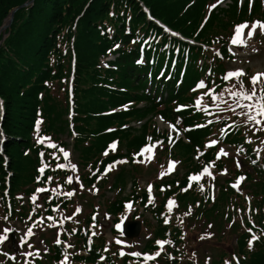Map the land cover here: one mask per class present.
<instances>
[{
	"label": "trees",
	"instance_id": "16d2710c",
	"mask_svg": "<svg viewBox=\"0 0 264 264\" xmlns=\"http://www.w3.org/2000/svg\"><path fill=\"white\" fill-rule=\"evenodd\" d=\"M31 1L0 0V28ZM212 1L35 0L0 35V236L15 223L39 230L47 217L53 234L35 264H264V117L255 99L234 103L239 82L223 79L234 26L264 22V0ZM250 77L239 78L249 92ZM256 87L259 98L264 83ZM70 148L68 161L61 149ZM126 203L147 238L140 257L103 229L105 217L131 215Z\"/></svg>",
	"mask_w": 264,
	"mask_h": 264
},
{
	"label": "rangeland",
	"instance_id": "374dc122",
	"mask_svg": "<svg viewBox=\"0 0 264 264\" xmlns=\"http://www.w3.org/2000/svg\"><path fill=\"white\" fill-rule=\"evenodd\" d=\"M34 1L35 0H32L31 2H26L25 4H27V3H31V4L25 8L32 7L34 4ZM215 1H217V0L212 1L211 6L214 3H216ZM228 2H229V0H220L219 3H221V5H222L221 8H225V9L228 8V6L227 7L225 6V4ZM25 4H23V5H25ZM10 14L6 18V20L9 19ZM4 24H5V22H4ZM4 24H3V26H4ZM12 24H13V22H12ZM246 32H245L246 46L240 47V46H236L233 44H230V46H229V50H230L231 54L234 56V60H232L231 62L228 63V70L229 71H236L239 69V70H242L244 73H248L250 76H252L258 72H264V34H261L260 30L257 29L255 31V33L253 34L252 38L247 39ZM4 40H2V43ZM2 43L0 42V45ZM0 103H1V105H3V101L1 99H0ZM157 124H158V128L162 131L168 128V126L163 124L162 121L158 118H157ZM1 128L2 127L0 125V129ZM1 137H2V143H3L5 141V137L2 134H1ZM68 142L70 143V140ZM155 145H158V143L156 142ZM148 148H151V147H148ZM152 151H153V149H152ZM225 152L227 153V155H231V152L229 151V149L226 148ZM154 153L155 152L151 153V158L154 156ZM143 154L146 156V158L148 156H150L149 154H146L145 152H143ZM145 184H146V182H142V186H144ZM108 194H109L108 195L109 197L113 196V195H111L112 193H110V192ZM143 214H145V213H143ZM146 216H148V215L146 214ZM50 225H51L50 223L43 224L42 229H40L39 231L38 230L32 231V235L29 236L28 235V229L29 228L27 227L26 223L25 224H18V223L15 224V227H16L15 232L22 239L21 243H20V241L16 242V251H19V250L22 251V254H20L21 258H18V260H16L15 263H11L9 261V260L15 258V255L11 250V241H9L8 244L3 246V252L4 253H7L8 251H10L9 258L7 261H2L1 264H35L36 259H43V255L48 250V248L45 244V240L50 239L52 237V234H53V232H52L53 226H50ZM103 227H104V232H105L107 238L110 241H113V238L111 235V231L113 229L112 219L106 217V219L103 220ZM146 240H147V238L145 237V235L143 234V231H142L141 235L134 240V243H135L134 249L136 250V252L141 253L142 249L144 248ZM125 246H126V244H125ZM206 254L207 255L210 254L209 248H206Z\"/></svg>",
	"mask_w": 264,
	"mask_h": 264
},
{
	"label": "snow or ice",
	"instance_id": "6c2138e0",
	"mask_svg": "<svg viewBox=\"0 0 264 264\" xmlns=\"http://www.w3.org/2000/svg\"><path fill=\"white\" fill-rule=\"evenodd\" d=\"M217 2H219V0H217ZM245 29H247V32H246V37L247 39H251L253 34L255 33V31L257 29L260 30L261 34H264V22H261V21H253L251 23V26L249 27V24L247 22H244V23H240L238 25H235L234 26V35L232 36L231 38V44L233 45H236V46H240V47H243V46H246V39H245ZM245 73L242 71V70H236V71H229L227 72V74L223 77L224 80H229L231 78H234V79H237V81L239 82V89L238 90H231L230 91V94H231V97L234 98V103H236L238 106H240L241 108H248V107H253V105H240L239 101L242 99V100H246V101H252L255 99V111L258 113V115H260L261 117H264V87L260 88L259 90V98H256L257 97V84H262L264 83V72H258V73H255L254 75H252L250 78H249V82L250 84L252 85V90L249 92L247 91L245 88H244V85H243V82L239 79L240 77L244 76ZM197 87L198 88H203L204 87V83L203 81L199 82L197 84ZM228 91V90H226ZM209 94H211V91H209ZM217 99L216 96H213V101H215ZM196 105L199 106L200 105V100L197 99L196 101ZM229 110H232V111H235V109H233L231 107V105H229ZM240 115H244L247 117V120L249 121H255L256 123H260V121L256 120V116L254 115H251L247 112H241ZM211 144H214L215 141H212L210 142ZM112 148H115V144L111 145ZM61 151L63 152V156L65 158H67L69 156V153L67 151H64L63 149H61ZM152 149L151 148H144L143 149V152L145 153H151ZM221 154L223 155H227L226 152H224L223 149H221ZM148 159H151V156H148ZM173 163L174 162H169V169H171L173 167ZM211 165L207 166L204 168L203 172L201 173V175L203 174H209L208 173V167H210ZM60 167H63V165H60ZM109 168L111 166H108ZM71 168L73 171H75V165H71ZM43 168L40 169V171H42ZM108 168H106L105 171H107ZM200 179V176L197 175V176H189V180L190 181H198ZM243 177H238L237 178V184L239 183L240 180H242ZM71 181V178H69V182ZM236 185H233V187H235ZM40 191H44V189H37V192H40ZM148 191H149V202H151L152 200V196H151V185H149V188H148ZM65 195L67 196H71L72 193L69 192V193H66ZM31 199L33 201H35V196L31 197ZM174 206V201L169 199L167 201V209L168 211L170 212L172 207ZM125 209L126 210H130V203H126L125 204ZM80 209L77 208L76 209V212L79 213ZM49 219H51V217H49ZM95 219V217H93V220ZM165 223H167V219H165L164 221ZM50 226H53V225H50ZM117 230L120 229L121 225L120 223H117L115 226H114ZM7 231V230H6ZM28 235L31 236L32 235V230L31 228L28 229ZM203 238V237H201ZM4 239V237L0 236V241H2ZM256 237L255 236H252V238L248 241V244H249V248H251L252 246V241L255 240ZM56 243H60L59 240L56 241ZM117 244H120L121 241L120 240H117L116 241ZM165 243H170L169 241H157V244L162 248L163 245ZM120 255L123 256L124 255V252H120ZM129 255L131 256H134V257H140L142 254L139 253V252H133V253H129ZM154 255H159V252L155 253ZM154 255H149V254H143V259L145 261H149V260H152L154 259ZM67 257L65 256V259ZM234 259H236L234 257ZM225 264H228L227 261H225Z\"/></svg>",
	"mask_w": 264,
	"mask_h": 264
},
{
	"label": "water",
	"instance_id": "95a60500",
	"mask_svg": "<svg viewBox=\"0 0 264 264\" xmlns=\"http://www.w3.org/2000/svg\"><path fill=\"white\" fill-rule=\"evenodd\" d=\"M30 4L31 3H27V4H25V5H23V6L19 7V8L14 9L11 12L9 19L5 21L4 26H2V28L0 29V35L2 33H5L8 29L11 28V25H12V22H13V19H14V14L16 13V11H18V10H20L22 8L28 7ZM6 37H8V35H6L4 37V39ZM141 232H142V223L138 222V221L127 223L126 226L123 229V233H124L125 237L128 238V239L138 238L141 235ZM11 237H12V241L14 243L15 242V232H14V230L11 233Z\"/></svg>",
	"mask_w": 264,
	"mask_h": 264
}]
</instances>
